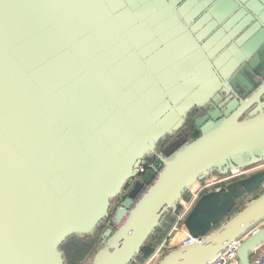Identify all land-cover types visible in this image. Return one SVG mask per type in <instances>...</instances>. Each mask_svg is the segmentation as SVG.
Masks as SVG:
<instances>
[{
    "label": "water",
    "instance_id": "water-1",
    "mask_svg": "<svg viewBox=\"0 0 264 264\" xmlns=\"http://www.w3.org/2000/svg\"><path fill=\"white\" fill-rule=\"evenodd\" d=\"M243 75L264 79V0H0V264H66L62 244L108 217L90 264H131L212 175L239 179L196 201V242L158 264H211L236 242L250 264L264 190L231 212L264 186V83L219 107Z\"/></svg>",
    "mask_w": 264,
    "mask_h": 264
},
{
    "label": "trees",
    "instance_id": "trees-1",
    "mask_svg": "<svg viewBox=\"0 0 264 264\" xmlns=\"http://www.w3.org/2000/svg\"><path fill=\"white\" fill-rule=\"evenodd\" d=\"M198 136L196 133L193 137L194 139ZM192 137V139H193ZM148 163L153 161V157L146 158ZM264 165V162L260 164ZM257 165L253 166L255 168ZM255 170H247V173L254 172ZM205 194V191H201L198 195V199ZM183 198L189 201V205L193 203V200L190 199V196L185 193ZM238 211V208L233 209L231 215H234ZM188 213L187 209H184L181 206H178V212L170 213L163 218V221L159 227L156 228L154 233L147 239L144 246L141 248L139 255L135 257L131 264H158L161 258L169 251L180 246V241L178 244L173 247H169L163 254L159 255V246L161 242L166 240V243L170 241V239L174 240L175 236L178 233L170 234L172 227L176 222V218L179 214ZM108 219L109 217L100 223L98 227H96L93 232L87 235H75L68 238L61 246V251L63 252L65 263L66 264H78L87 254L91 253V251L95 248L97 251L101 247V242L103 239V233L108 227ZM184 224L181 223L180 228H183ZM170 243V242H169ZM168 245V244H167ZM169 246V245H168Z\"/></svg>",
    "mask_w": 264,
    "mask_h": 264
},
{
    "label": "built area",
    "instance_id": "built-area-1",
    "mask_svg": "<svg viewBox=\"0 0 264 264\" xmlns=\"http://www.w3.org/2000/svg\"><path fill=\"white\" fill-rule=\"evenodd\" d=\"M152 166L156 167V165L153 163V161L151 163H148L147 159H143L140 162L139 166L135 170L136 171L135 177L128 182L126 193L129 190V188L132 187L134 182L136 180L141 179V177L146 173V171L149 168H151ZM226 180H230V177L226 176L223 178V177L218 176V175H212L209 178L205 179L204 181L196 183L194 186H192L186 192L190 196V199L193 200V203H191L189 205V201L182 198V200L179 202V204L174 209H172L171 213L178 212V206H181L184 209H187V211L189 212L190 209L194 206V204L198 200V195L202 190L206 192V188L210 184L211 185L218 184V183H221L222 181H226ZM219 189L220 188H217V190H219ZM187 214L188 213H186L184 215L179 214L177 216L176 222H175V224L172 227L171 232H170L171 235L176 233V232L177 233L180 232L181 223L184 221ZM252 233H254V232H252ZM196 240L197 239H194L192 237L187 236L180 241V246L181 245L182 246L190 245V244L196 242ZM165 245H166V240L161 242V244L159 246V252H158L159 255H161L165 252ZM239 245H240V242H236V243H233L232 245H230L225 251H223L221 254H219L217 256V258L211 264H240L239 260L237 258V249H238ZM249 259H250V264H264V243L260 247L256 248L250 254Z\"/></svg>",
    "mask_w": 264,
    "mask_h": 264
},
{
    "label": "flooded vegetation",
    "instance_id": "flooded-vegetation-1",
    "mask_svg": "<svg viewBox=\"0 0 264 264\" xmlns=\"http://www.w3.org/2000/svg\"><path fill=\"white\" fill-rule=\"evenodd\" d=\"M242 79H238L239 81H235L234 85L236 86L235 89L237 90H232L230 87V92L228 94L226 93H221V100H220V105L219 107L221 108V105L226 104H230V103H238L241 100H244V94L247 93L249 91V89H256L257 87H259L261 84L264 83V79L260 78V77H253V76H248V75H243L241 76ZM230 86V85H229ZM248 90V91H247ZM200 115L201 113L198 111H194L192 112L189 117L187 118V120L185 121L184 127L181 130L180 133H178V135L180 137L186 138V140H192V137L198 133L199 135V131L198 129L191 124V118L193 116V118L195 116ZM243 117H245V114L243 115ZM177 135V136H178ZM194 139V137H193ZM127 190V186L123 189L122 191V196L125 195ZM128 192V191H127Z\"/></svg>",
    "mask_w": 264,
    "mask_h": 264
},
{
    "label": "crops",
    "instance_id": "crops-1",
    "mask_svg": "<svg viewBox=\"0 0 264 264\" xmlns=\"http://www.w3.org/2000/svg\"><path fill=\"white\" fill-rule=\"evenodd\" d=\"M263 168V167H262ZM259 168L256 172L258 171H262L264 170V168ZM245 176H242V178H244ZM239 177H235V178H232L231 180H226V181H222L221 183H218V184H213V185H209L207 188H206V192L205 194L207 193H211L213 191H217V188H224L226 185H228L229 183L231 182H235V181H238ZM262 192V190H264V186L259 188L257 191H254L252 193H250L249 195H247L243 200L242 202H240V204L238 205V209H242L248 202L249 200H252L254 199L255 197L258 196V191ZM256 193V194H255ZM260 194V193H259ZM194 207V206H193ZM193 207L190 209V211L188 212L187 216L189 215V213L192 211ZM186 216V217H187ZM185 217V219H186ZM184 222V221H183ZM177 233V232H176ZM189 235L188 233V230L183 227V228H180V232L175 236L174 240L170 239V241H168L166 243V247H165V251H168L167 249L169 247H173L174 245L178 244L179 241H181L182 239H184L185 237H187ZM170 242V243H169ZM169 246H168V245Z\"/></svg>",
    "mask_w": 264,
    "mask_h": 264
},
{
    "label": "rangeland",
    "instance_id": "rangeland-1",
    "mask_svg": "<svg viewBox=\"0 0 264 264\" xmlns=\"http://www.w3.org/2000/svg\"><path fill=\"white\" fill-rule=\"evenodd\" d=\"M263 168H264V165H263ZM262 168V169H263ZM252 173V172H251ZM251 173H247L246 175H250ZM263 191V190H262ZM259 193H261V190L260 191H258V195H259ZM256 194V193H255ZM122 196V195H121ZM120 198H115V199H113L112 200V206L114 207L116 204H117V201L119 200ZM250 201V200H249ZM112 209V208H111ZM113 210H114V208H113ZM113 210L112 211H110L111 213L113 212ZM165 247H166V245H165ZM166 252V251H165ZM96 253H97V249H93L92 251H91V253H89V254H87V256H85L84 258H83V260H81L78 264H90V262L92 261V259L94 258V256L96 255Z\"/></svg>",
    "mask_w": 264,
    "mask_h": 264
}]
</instances>
